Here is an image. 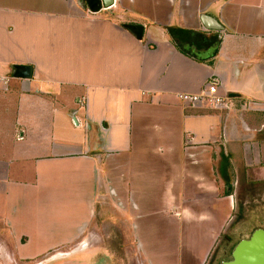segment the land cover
<instances>
[{
  "label": "crops",
  "instance_id": "0c3cea01",
  "mask_svg": "<svg viewBox=\"0 0 264 264\" xmlns=\"http://www.w3.org/2000/svg\"><path fill=\"white\" fill-rule=\"evenodd\" d=\"M94 7L0 0V248L86 253L110 233L140 264H207L238 187L264 184V0ZM210 79L228 109L183 103Z\"/></svg>",
  "mask_w": 264,
  "mask_h": 264
},
{
  "label": "rangeland",
  "instance_id": "374dc122",
  "mask_svg": "<svg viewBox=\"0 0 264 264\" xmlns=\"http://www.w3.org/2000/svg\"><path fill=\"white\" fill-rule=\"evenodd\" d=\"M240 186L237 190L235 218L227 224L225 230L220 235L207 264H223L224 261L229 259L230 252L241 238L247 237L256 228H264V184L255 185L253 183L242 182ZM107 204L111 203L108 202ZM107 204L105 203L104 206H107ZM101 209L100 206L97 207V216L100 215ZM111 220L114 221L111 217H107V220L98 217L97 221L98 223L99 221H103L100 223L108 225L107 231L109 230L110 232L112 230V233H114L116 225L113 222L111 223L113 226L110 227ZM105 229L104 226V232ZM108 236V239L102 237L100 239H92L90 243L87 242L86 246L90 245L92 251L86 253H75L74 251L75 245L79 242L82 244L83 240L81 239L74 245V242L61 244L55 249H48L37 255H19L10 249L0 248V264H140L137 255L131 254L134 253L135 240L111 238L110 233ZM121 247L123 248L121 249ZM98 248L101 251H96ZM116 248H120L121 250H118L116 253ZM177 249H179L178 240H176L175 250ZM59 253H64V255L60 256ZM57 255L60 257L52 259Z\"/></svg>",
  "mask_w": 264,
  "mask_h": 264
},
{
  "label": "water",
  "instance_id": "95a60500",
  "mask_svg": "<svg viewBox=\"0 0 264 264\" xmlns=\"http://www.w3.org/2000/svg\"><path fill=\"white\" fill-rule=\"evenodd\" d=\"M113 0H96L98 10L101 7H108ZM201 21L208 29H221V24L211 15L202 14ZM132 30L137 38H141L143 27L141 25H133ZM17 76L29 78L32 75V67L30 65L17 66L14 72ZM223 264H264V228L254 229L246 238L240 239L231 251V259L226 260Z\"/></svg>",
  "mask_w": 264,
  "mask_h": 264
},
{
  "label": "built area",
  "instance_id": "2783aa9c",
  "mask_svg": "<svg viewBox=\"0 0 264 264\" xmlns=\"http://www.w3.org/2000/svg\"><path fill=\"white\" fill-rule=\"evenodd\" d=\"M179 97L189 106L206 104L213 109L226 110L230 105L229 97L220 92V86L214 79L208 80L198 92H184Z\"/></svg>",
  "mask_w": 264,
  "mask_h": 264
},
{
  "label": "bare ground",
  "instance_id": "6f19581e",
  "mask_svg": "<svg viewBox=\"0 0 264 264\" xmlns=\"http://www.w3.org/2000/svg\"><path fill=\"white\" fill-rule=\"evenodd\" d=\"M59 255H60V256H61V255H64V253H59ZM59 255L54 256L52 259H57V258H59V257H60ZM35 264H39V263H35Z\"/></svg>",
  "mask_w": 264,
  "mask_h": 264
},
{
  "label": "flooded vegetation",
  "instance_id": "af4514ba",
  "mask_svg": "<svg viewBox=\"0 0 264 264\" xmlns=\"http://www.w3.org/2000/svg\"><path fill=\"white\" fill-rule=\"evenodd\" d=\"M231 259V252H230V257H229V259L228 260H230Z\"/></svg>",
  "mask_w": 264,
  "mask_h": 264
}]
</instances>
